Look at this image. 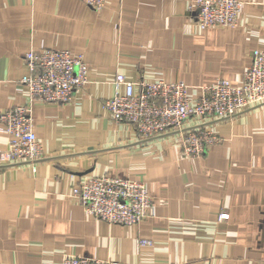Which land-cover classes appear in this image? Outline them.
<instances>
[{"label":"crops","instance_id":"obj_1","mask_svg":"<svg viewBox=\"0 0 264 264\" xmlns=\"http://www.w3.org/2000/svg\"><path fill=\"white\" fill-rule=\"evenodd\" d=\"M190 1L106 0L95 11L84 0H0V115L29 102L27 52L67 49L88 68L69 103L34 102L42 158L0 164V264H61L66 255L264 264V105L190 120L185 128L222 139L200 157L184 156L176 133L141 139L105 108L118 74L185 82L192 100L218 79L244 83L252 52L264 51V0H240L238 23L225 28L196 25ZM9 139L0 121V151ZM102 176L145 182L154 209L131 226L89 215L73 190Z\"/></svg>","mask_w":264,"mask_h":264},{"label":"built area","instance_id":"obj_2","mask_svg":"<svg viewBox=\"0 0 264 264\" xmlns=\"http://www.w3.org/2000/svg\"><path fill=\"white\" fill-rule=\"evenodd\" d=\"M84 2L95 11L106 6V0ZM189 9L201 28L234 27L242 3L240 0H191ZM251 59L241 86L218 79L202 87L196 100L191 99L189 85L185 82H133L118 74L114 81L115 94L105 102V108L113 122L131 124L141 139L176 133L184 156L200 157L222 139L212 129L201 125L185 128L190 120H224L264 105V51L254 50ZM24 61L27 73L21 81L28 87L29 102L0 115L4 132L10 137L7 147L0 151V164L39 161L43 148L34 130V102L69 103L88 83L84 57L75 56L67 49L30 51ZM73 196L89 215L110 224L138 225L154 209L146 183L129 177H91L74 188ZM227 216L222 214L221 219ZM139 244L150 245L151 242L139 240ZM61 264L127 263L66 255Z\"/></svg>","mask_w":264,"mask_h":264}]
</instances>
